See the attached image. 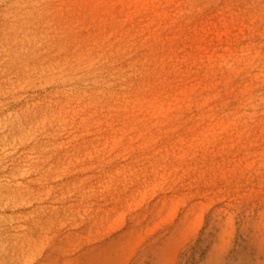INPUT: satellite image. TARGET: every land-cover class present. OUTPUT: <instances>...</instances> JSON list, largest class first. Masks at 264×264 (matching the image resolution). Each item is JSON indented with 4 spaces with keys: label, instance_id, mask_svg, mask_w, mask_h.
I'll return each mask as SVG.
<instances>
[{
    "label": "bare ground",
    "instance_id": "bare-ground-1",
    "mask_svg": "<svg viewBox=\"0 0 264 264\" xmlns=\"http://www.w3.org/2000/svg\"><path fill=\"white\" fill-rule=\"evenodd\" d=\"M59 4L84 16L61 28L18 21L0 35V210L36 204L15 218L18 228L51 229L108 204L99 226L155 212L142 242L168 223L187 230L214 197L264 205V0ZM49 79L71 91L7 105L19 85ZM87 99L94 111L75 102ZM113 151L125 162L88 180L74 169L56 173ZM194 198L212 201L195 202L174 223ZM62 200L71 203L54 207ZM9 224L1 214L0 225Z\"/></svg>",
    "mask_w": 264,
    "mask_h": 264
},
{
    "label": "rangeland",
    "instance_id": "rangeland-1",
    "mask_svg": "<svg viewBox=\"0 0 264 264\" xmlns=\"http://www.w3.org/2000/svg\"><path fill=\"white\" fill-rule=\"evenodd\" d=\"M54 1L53 6L33 7L30 6V0H1L0 35L12 34L20 27L18 21L49 20L61 28L68 27L72 22L77 25L79 17L84 16L76 8L71 10L60 5L59 0ZM69 91L71 89L68 85L49 79L21 84L5 99L9 101L7 105L13 107L17 102L14 99H20L19 105L26 98L50 99L52 94L63 96ZM74 92L77 95L80 91ZM9 97L12 98L8 99ZM75 102L86 103L81 107L87 106L90 111L95 109L88 99L85 102ZM81 133L74 131V135L78 134V141L82 140ZM84 156V161L75 163L83 166L73 164L70 168L58 167L56 173L64 176L74 169L76 177L88 180V177L95 176L108 167L125 162L123 156L117 155L115 151L103 153L93 161L89 154ZM94 165L96 168L91 167ZM179 191L187 192L186 186ZM172 194V191L154 194L150 202ZM201 200L203 203L212 201L199 198L187 201L174 223L184 217L192 204ZM62 202L54 203V207L59 209L60 204L71 203L67 200ZM43 203L46 206L48 202L44 200ZM32 204L34 205L0 210V215L13 224L0 225V264H264V205L247 196L236 201L214 197L213 204L208 208L202 210L200 207L193 212L187 230L175 231L173 224L168 223L154 235L145 237L143 243L140 242L141 235L154 222L155 212H141L134 219H126L121 226L102 227L99 226L100 220L107 212L108 204L93 205L91 211L80 210L72 219H64L61 223L56 220L51 229L32 227L27 221L25 226L18 228L23 221L15 222V218L25 216V213L36 206L35 203ZM105 217L113 220L114 213ZM135 256L138 257L137 260Z\"/></svg>",
    "mask_w": 264,
    "mask_h": 264
}]
</instances>
